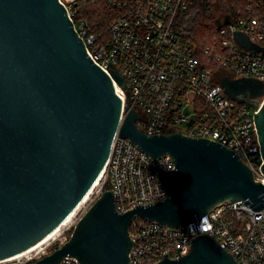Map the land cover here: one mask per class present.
Masks as SVG:
<instances>
[{
  "label": "water",
  "instance_id": "95a60500",
  "mask_svg": "<svg viewBox=\"0 0 264 264\" xmlns=\"http://www.w3.org/2000/svg\"><path fill=\"white\" fill-rule=\"evenodd\" d=\"M230 20L218 21V29ZM234 38L264 54L244 33ZM88 54L60 0H0V261L30 249L64 223L99 180L117 135L155 161L172 157V172L155 167L168 199L120 214L111 187L67 243L34 264H59L66 257L81 264H130L135 217L172 228L194 223L199 231L198 221L222 202L264 209V182L238 154L205 138L148 135L137 126V111L122 116L113 80L125 88V78L117 70L107 74ZM220 84L232 100L257 109L254 99L264 96V83L256 79L224 76ZM255 122L264 159V103ZM191 247L183 257L166 254L157 264H240L206 234Z\"/></svg>",
  "mask_w": 264,
  "mask_h": 264
},
{
  "label": "built area",
  "instance_id": "2783aa9c",
  "mask_svg": "<svg viewBox=\"0 0 264 264\" xmlns=\"http://www.w3.org/2000/svg\"><path fill=\"white\" fill-rule=\"evenodd\" d=\"M60 1L68 9L92 61L107 74L117 70L125 78V88L113 80L123 102L122 116L137 111V126L148 135L173 132L218 142L238 154L255 179L264 182V159L255 122L264 96L254 99L260 104L257 109L232 100L220 84L224 76L264 83V54L246 50L234 38L235 33L242 32L264 47V0L250 4L246 14L230 16L229 24L220 28L218 51L206 48L210 60L224 72L218 78L209 64L196 57L178 30V20L191 7V0H109L119 12L106 38L92 33L82 19L75 23L76 0ZM110 156L98 186L93 187L91 206L111 187L120 214L168 199L155 167L172 172V157L165 155L155 161L130 139L118 135ZM74 218L48 238L0 264H34L51 254L54 248L67 243V233L81 219ZM192 225L172 228L135 217L130 224V264H157L166 254L169 259H179L188 254L192 240L204 234L214 238L238 263L264 264V209L256 211L243 201H225L198 221L199 231H194ZM59 264L81 263L75 257H66Z\"/></svg>",
  "mask_w": 264,
  "mask_h": 264
},
{
  "label": "trees",
  "instance_id": "16d2710c",
  "mask_svg": "<svg viewBox=\"0 0 264 264\" xmlns=\"http://www.w3.org/2000/svg\"><path fill=\"white\" fill-rule=\"evenodd\" d=\"M213 0H191V7L180 16L178 20L179 32L196 47L195 55L201 62L210 60V55L206 54V48H214L218 51L221 42L220 29L217 22L222 19H214L215 2ZM256 0H221L220 9L224 12V17H235L239 13L246 14L250 4ZM75 23L77 20H84L88 29L97 36L106 38L110 24L118 15V9L109 0H76ZM213 44L208 45L207 44ZM208 64V63H207Z\"/></svg>",
  "mask_w": 264,
  "mask_h": 264
},
{
  "label": "rangeland",
  "instance_id": "374dc122",
  "mask_svg": "<svg viewBox=\"0 0 264 264\" xmlns=\"http://www.w3.org/2000/svg\"><path fill=\"white\" fill-rule=\"evenodd\" d=\"M213 1L215 2L214 4H216L215 9H214V19L215 20L216 19L217 20L223 19L224 12L220 9V3H219V1H221V0H213ZM188 43H190V42L188 41ZM208 45H213V44L208 43L206 46H208ZM191 46L194 50H196L195 46H193L192 44H191ZM206 62L212 67V69L214 70V73H216L215 77L218 78V76L221 77L223 75L224 72H223L222 68L219 67L216 63H214L212 60H207ZM92 200H94V195L91 194L90 198L87 201L88 203L86 202L84 205H82V208H80V210H78V212H77L79 214H76V218H74L73 221L80 219L86 213V211L89 209V207L93 203ZM74 228L75 227H72L71 230H69V232L67 233L68 240L71 237V234H72Z\"/></svg>",
  "mask_w": 264,
  "mask_h": 264
},
{
  "label": "bare ground",
  "instance_id": "6f19581e",
  "mask_svg": "<svg viewBox=\"0 0 264 264\" xmlns=\"http://www.w3.org/2000/svg\"><path fill=\"white\" fill-rule=\"evenodd\" d=\"M102 176V175H101ZM101 176H100V178H101ZM100 178H99V180H100ZM99 180L96 182V184H95V186H98V183H99ZM94 186V187H95ZM94 189V188H93ZM93 189L90 191V193L85 197V199L84 200H82V202H81V204L76 208V210L69 216V217H67V219L64 221V223L62 224V225H65V224H67V223H69L75 216H76V214H79V213H77L78 212V210H80V208H82V205H84L87 201H88V199L90 198V195H91V193H92V191H93ZM88 203V202H87ZM76 218V217H75ZM52 235V234H51ZM51 235H49V236H51ZM48 238V237H47ZM46 239V238H45Z\"/></svg>",
  "mask_w": 264,
  "mask_h": 264
}]
</instances>
